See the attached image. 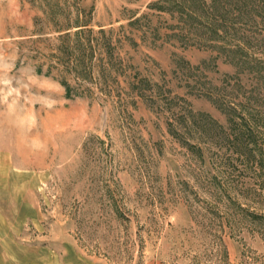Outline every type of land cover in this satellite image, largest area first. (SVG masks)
<instances>
[{
    "label": "rangeland",
    "instance_id": "374dc122",
    "mask_svg": "<svg viewBox=\"0 0 264 264\" xmlns=\"http://www.w3.org/2000/svg\"><path fill=\"white\" fill-rule=\"evenodd\" d=\"M155 1L0 0L18 264H264V0H184L213 32Z\"/></svg>",
    "mask_w": 264,
    "mask_h": 264
},
{
    "label": "crops",
    "instance_id": "0c3cea01",
    "mask_svg": "<svg viewBox=\"0 0 264 264\" xmlns=\"http://www.w3.org/2000/svg\"><path fill=\"white\" fill-rule=\"evenodd\" d=\"M6 176V175H3ZM6 178V177H5ZM8 180V179H7ZM4 181V177H3ZM10 181V180H9ZM5 182V181H4ZM11 198H14L10 196ZM27 199H17L18 206H10V202L8 201L2 202L0 204V264H7V263H15L18 264L19 259H25L26 256H32L36 258H40L43 260L42 256V247L36 250H32V246L28 245L29 243H24L19 240V231H21V216L26 215L29 211L31 212V200H29L28 196ZM15 203V201H13ZM16 203V204H17ZM30 207V208H29ZM30 209V210H29ZM36 211L33 208V212ZM29 212V213H30ZM28 213V214H29ZM18 233V234H17ZM29 246V247H28ZM30 248V251H29ZM38 250V251H37ZM38 252V254H36ZM44 260L46 257L44 256ZM24 262H22L23 264Z\"/></svg>",
    "mask_w": 264,
    "mask_h": 264
},
{
    "label": "trees",
    "instance_id": "16d2710c",
    "mask_svg": "<svg viewBox=\"0 0 264 264\" xmlns=\"http://www.w3.org/2000/svg\"><path fill=\"white\" fill-rule=\"evenodd\" d=\"M150 4H152V5L157 4V7L159 9L161 8V9L166 10V11H172L175 8H177V11L180 12L179 16L185 17V18H190V19L192 18L199 25L203 26L204 29H206V28L208 29L209 28L210 32H213V31L217 30L216 27L214 28L213 25H210V23H207V21L203 22V20H201V18L198 19L196 17L198 15L196 14L195 10H192V8L189 6V4H186L184 0H157V1L152 2ZM89 17H90V15H86V14H83V15L81 14V16H76L75 17V20H74L75 24H73V25H77V26L81 25L82 27L76 28L73 31L74 34H76L78 32H85V31H90L91 30L89 27H86V26L83 27V25H85L89 21V19H90ZM139 18L140 17L135 16V17L131 18L129 22L130 23L131 22H135ZM261 19H264V17H262ZM240 23H242V24H240ZM244 23H245L244 21H241L238 24L246 25ZM258 24H261L263 26V23H258ZM69 25L70 24L67 22L64 25V27H68ZM60 26H61V24H60ZM105 30L106 29L103 28L100 31L105 32ZM217 31H219V30H217ZM219 35H220V33H219ZM225 41H227V40L225 39ZM231 44H232V46H230L231 48L232 47H234V48L238 47V45H236V43H231ZM81 48H83V47H81ZM105 49L107 50V52L110 51L109 56H107L106 54L105 55L104 54L99 55L100 57H99L98 65L100 66V69L102 70V74H103V75L101 74L102 81H104L105 84H108V80L112 81L111 79H113L115 77V75H116L115 73L111 72V67L115 66V64H117V62L120 63V60H118V59L116 60L114 54L111 53L110 43L106 45ZM251 57H252V55H251ZM257 61L258 62H264L263 59L262 60L258 59ZM91 71H92V60L88 61L87 64H85V65L78 66L77 73L81 74L83 77H86L87 75H90ZM72 89H73V86L71 87V85L69 83H65V90H66V92L69 95H71V93L73 91ZM138 91L140 93L141 90H138ZM189 110H190L191 113H193L191 109H189ZM187 144H188L187 147L188 146H194V145H191L189 143H187Z\"/></svg>",
    "mask_w": 264,
    "mask_h": 264
}]
</instances>
